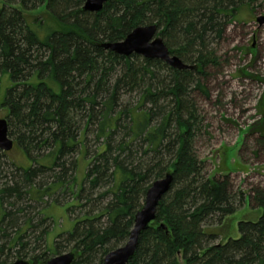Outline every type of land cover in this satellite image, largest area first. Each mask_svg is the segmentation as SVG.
<instances>
[{"label":"trees","instance_id":"obj_1","mask_svg":"<svg viewBox=\"0 0 264 264\" xmlns=\"http://www.w3.org/2000/svg\"><path fill=\"white\" fill-rule=\"evenodd\" d=\"M254 2L110 0L93 14L83 11L85 0H0V86L6 75L11 80L0 106L8 110L13 150L27 162L13 165V179L3 177L2 157L11 151L0 150V264H14L5 252L26 248L27 232L49 222L41 213L37 224L30 218L19 225L16 209L68 198L76 200L69 210L74 230L56 239L54 252L47 247L28 262L44 264L49 252L69 249L72 264H103L127 243L149 188L169 172L171 191L130 264H264L261 192L254 202L262 214L240 222L239 238L216 244L217 234L205 229L250 205V198L237 206L228 176L202 175L194 153L200 116L191 97L197 91L210 99L206 84L218 65L217 41ZM149 25L158 27L172 55L197 70L102 47ZM82 155L88 167L75 191ZM16 227L12 237L9 229Z\"/></svg>","mask_w":264,"mask_h":264},{"label":"rangeland","instance_id":"obj_2","mask_svg":"<svg viewBox=\"0 0 264 264\" xmlns=\"http://www.w3.org/2000/svg\"><path fill=\"white\" fill-rule=\"evenodd\" d=\"M241 17L240 21L230 23L225 36L217 41L218 65L210 68L206 84L210 99L197 91L191 96L197 103L200 116L194 153L203 164L202 175L222 181L228 176L230 193L237 206L243 197L250 198V205L242 203L236 214L220 221L218 217L205 226L207 231L217 234L216 244L239 238L240 222L258 221L262 214L256 209L254 198L257 192L264 194V22L258 21L264 17V0H255L250 9L242 11ZM140 58L141 61L144 59ZM10 86L11 80L6 75L0 86V103ZM133 99L126 101L131 103ZM7 117L8 110L0 106V119L7 120ZM2 163V175L9 179L18 175L14 164H27L18 150L2 157ZM87 164V159L80 156L75 191L85 181ZM75 205L76 200L68 198L61 204L51 203L46 207L45 204L32 203L22 213L16 209L14 214L19 225L30 218H34L35 224L42 217L49 222L30 229L25 235L28 246L8 249L6 259L11 263L20 259L30 261L32 256L44 254L47 247L54 252L56 239L70 234L75 228V219L69 213ZM44 229L48 230L47 236L41 240ZM16 230L17 227L9 229V235L14 237ZM19 251L23 252V257ZM69 252L67 249L59 255ZM48 254L49 259L59 256Z\"/></svg>","mask_w":264,"mask_h":264},{"label":"water","instance_id":"obj_3","mask_svg":"<svg viewBox=\"0 0 264 264\" xmlns=\"http://www.w3.org/2000/svg\"><path fill=\"white\" fill-rule=\"evenodd\" d=\"M110 0H85L83 11L98 14L102 12ZM264 22V17L258 19ZM102 47L122 57L140 56L148 60H160L169 67L179 71L197 70L196 66L188 65L178 56L172 55L158 34L156 25L142 26L134 29L125 40L118 43H104ZM14 148V140L9 136V124L6 119H0V150L10 152ZM174 173L169 172L164 178L154 182L149 188L142 208L136 213L134 226L127 243L110 252L103 264H130L138 250L141 236L152 228L157 221V212L161 201L171 191ZM161 227L166 228L165 225ZM74 253H67L49 259L44 264H72ZM14 264H30L18 260Z\"/></svg>","mask_w":264,"mask_h":264}]
</instances>
